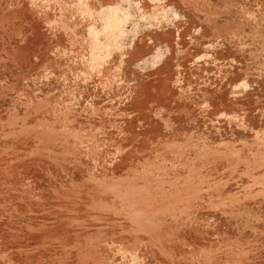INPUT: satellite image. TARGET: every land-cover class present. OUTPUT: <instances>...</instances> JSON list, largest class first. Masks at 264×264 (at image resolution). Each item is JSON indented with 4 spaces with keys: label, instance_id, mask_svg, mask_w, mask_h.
Wrapping results in <instances>:
<instances>
[{
    "label": "rangeland",
    "instance_id": "rangeland-1",
    "mask_svg": "<svg viewBox=\"0 0 264 264\" xmlns=\"http://www.w3.org/2000/svg\"><path fill=\"white\" fill-rule=\"evenodd\" d=\"M0 264H264V0H0Z\"/></svg>",
    "mask_w": 264,
    "mask_h": 264
}]
</instances>
